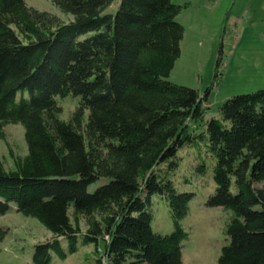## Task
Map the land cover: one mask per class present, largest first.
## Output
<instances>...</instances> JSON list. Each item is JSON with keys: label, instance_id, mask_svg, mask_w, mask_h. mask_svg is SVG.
Returning <instances> with one entry per match:
<instances>
[{"label": "trees", "instance_id": "16d2710c", "mask_svg": "<svg viewBox=\"0 0 264 264\" xmlns=\"http://www.w3.org/2000/svg\"><path fill=\"white\" fill-rule=\"evenodd\" d=\"M51 1L72 18L0 0V139L5 125L21 123L27 146L14 168L0 161V214L13 206L51 233L30 264L89 243L93 264H182L180 219L194 195L175 184L184 146L213 160L206 204L232 213L216 264H264V86L226 98L206 119L218 67L202 96L168 79L183 5L120 0L106 13L113 0ZM67 95L77 102L62 118L57 97ZM153 194L168 200V233L151 227Z\"/></svg>", "mask_w": 264, "mask_h": 264}, {"label": "rangeland", "instance_id": "374dc122", "mask_svg": "<svg viewBox=\"0 0 264 264\" xmlns=\"http://www.w3.org/2000/svg\"><path fill=\"white\" fill-rule=\"evenodd\" d=\"M39 10H45L62 21L72 18L61 11L51 0H25ZM120 0L104 10L114 13ZM183 5L176 20L184 27L180 41V54L175 59L168 79L177 84L198 90L202 96L210 86L215 67L221 72L220 81L213 85L203 102L204 117L218 114L220 104L228 97L255 90L264 81V0H172ZM219 62V63H218ZM67 118L77 102V97H57ZM0 139V161L5 169L15 167V161L27 154L24 126L9 123L4 126ZM178 154L175 184L178 190H191L193 197L180 223L186 230L181 240L182 264H216L223 245L229 238L226 227L232 213L223 206H208L207 196L212 192V162L198 147H182ZM106 181L102 177L88 185L93 190ZM264 184V182H261ZM151 227L154 231L168 233L173 229L168 200L153 194L149 205ZM70 215H73L70 211ZM82 231L87 222L77 216ZM0 228L5 234L0 238V264H30L34 245L50 237L51 233L36 218L24 216L15 207L0 214ZM67 246V239H62ZM101 252L104 242L98 240ZM96 252L93 243L79 244L76 251L61 258L56 255L50 264H93Z\"/></svg>", "mask_w": 264, "mask_h": 264}, {"label": "crops", "instance_id": "0c3cea01", "mask_svg": "<svg viewBox=\"0 0 264 264\" xmlns=\"http://www.w3.org/2000/svg\"><path fill=\"white\" fill-rule=\"evenodd\" d=\"M261 84L259 85V87L264 86V81L260 82Z\"/></svg>", "mask_w": 264, "mask_h": 264}]
</instances>
